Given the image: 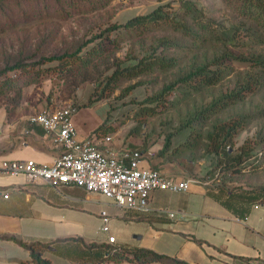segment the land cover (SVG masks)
I'll return each instance as SVG.
<instances>
[{
	"label": "rangeland",
	"instance_id": "obj_1",
	"mask_svg": "<svg viewBox=\"0 0 264 264\" xmlns=\"http://www.w3.org/2000/svg\"><path fill=\"white\" fill-rule=\"evenodd\" d=\"M184 1L110 0L92 12L61 15L54 2L46 10L43 0H0V71L17 67L0 81L21 73L0 95V152L20 146L18 136L29 134H20L19 125L31 130L27 117L53 100L82 106L90 96L88 103L100 109L83 107L80 124L91 126L88 116L102 118L119 143L149 149L151 164L173 165L174 174L225 190L264 186V168L242 172L230 165L242 145L254 156L264 148V28L225 0H191L208 25L188 19L195 35L167 22L125 26L159 7L180 15ZM155 56L174 64L130 76V66ZM206 65L222 71L218 82L198 86L186 79ZM243 87V99L212 108ZM232 126L226 135L223 129ZM109 224L113 228L115 221Z\"/></svg>",
	"mask_w": 264,
	"mask_h": 264
},
{
	"label": "crops",
	"instance_id": "obj_2",
	"mask_svg": "<svg viewBox=\"0 0 264 264\" xmlns=\"http://www.w3.org/2000/svg\"><path fill=\"white\" fill-rule=\"evenodd\" d=\"M88 101L78 106L73 118L80 139L102 123V118L93 115L88 116L91 126L80 124L83 107L100 109L99 104ZM28 125L31 130H21L19 125L20 134H29L18 136L20 146L0 152V165L3 159L54 161L59 148L45 133ZM122 143L115 138L116 145ZM157 167L177 179L185 178L174 174L177 169L173 165ZM230 194L231 190L220 193L218 187L194 182L187 191H153L149 211H125L97 193L78 187L54 189L41 182L31 183L23 173L0 171V264H34L30 251L8 239L10 235L29 243H47L43 256L53 264H169L157 260L140 263L123 256L100 260L105 249H87L90 244L108 243L110 235L125 251L149 249L189 264H264V201L251 203L230 198ZM102 211L110 215L111 223L115 221L108 234L101 229ZM171 212L175 215L170 216ZM68 248L73 252L64 255ZM84 253H89L93 262L89 257L85 260Z\"/></svg>",
	"mask_w": 264,
	"mask_h": 264
},
{
	"label": "built area",
	"instance_id": "obj_3",
	"mask_svg": "<svg viewBox=\"0 0 264 264\" xmlns=\"http://www.w3.org/2000/svg\"><path fill=\"white\" fill-rule=\"evenodd\" d=\"M78 112L74 101L53 102L41 111L28 116V123L41 128L45 136L59 148L52 163L34 159H3L0 171L23 173L31 183H44L54 189L78 187L87 193H97L111 200L125 211L150 210L153 191H187L193 178L177 179L150 164L151 151L133 147L129 143L115 144L112 133L92 135L80 139L73 123ZM98 143L104 145L103 148ZM5 196H8L6 194ZM175 213L171 212L170 216ZM103 231H110V215L100 214ZM115 236L108 237L113 250Z\"/></svg>",
	"mask_w": 264,
	"mask_h": 264
},
{
	"label": "trees",
	"instance_id": "obj_4",
	"mask_svg": "<svg viewBox=\"0 0 264 264\" xmlns=\"http://www.w3.org/2000/svg\"><path fill=\"white\" fill-rule=\"evenodd\" d=\"M110 0H43L44 8L46 10L50 9L51 3H57V10L59 13L65 15H71L73 12L78 11L81 13L92 12L100 7H103ZM228 4H231L238 13L253 19L260 26L264 28V0H225ZM182 14L178 13H170L163 10L162 7L157 8L152 13L147 15H137L130 19L126 23V28L130 30L135 29H144L146 27H150L153 23L158 22H167L171 26L184 31L185 33L195 35V30L190 23V20H194L197 24H199L200 28H208L206 22L201 19L202 10L198 7L196 3L191 0H186L183 2L182 10L180 11ZM250 38L253 37V32L248 33ZM223 39H227L230 43L235 42L234 35H226ZM91 51V50H90ZM89 51V52H90ZM264 66V59L259 61ZM174 64L172 58H167L165 56H155V57H144L141 58L137 63L130 66L127 70H129V74L131 77H137L143 73H146L154 68H162L166 69L171 67ZM17 68L16 66L12 68L5 69L0 71V75L5 74L8 70H12ZM21 73H16L13 75H4L3 79L0 81V95H4L10 92V89L13 88L12 81H15L17 77L20 76ZM222 76L221 70L209 69L206 65L198 71H195L189 75H187L186 79H194L195 84L198 86H206L211 85L220 80ZM245 90L247 87H243L242 89L234 90L229 94L223 95L218 98L212 105V108H225L232 103H235L245 97ZM91 101V97L89 99ZM92 102V101H91ZM89 104V103H88ZM91 104V103H90ZM39 132L44 133V131L36 127ZM235 127H227L224 128V132L226 135H230L231 131L234 130ZM113 131L112 128L106 127L105 123L102 122L94 131L90 134L92 135H105ZM226 152L229 154V148L226 149ZM252 149L246 148L245 144L242 145L241 151L238 155H235L230 165H233L234 170L245 171L247 168L250 172H254L264 168V148L260 149L261 155H252ZM253 158V159H252ZM243 164V165H242ZM243 167H240V166ZM220 193H226L228 190L222 189L220 187ZM230 198L248 200L251 203L263 202L264 201V186H257L251 189H242L236 188L231 190ZM8 239L13 240L20 244L21 246L27 248L32 257V261L34 264H53L52 261L43 256L44 249L47 248L48 244L43 242H26L21 238H18L15 235L7 236ZM94 247L105 249L103 255H101L98 259L104 260L109 258H116L119 256H123L131 261L136 262H145L149 260H157L164 261L169 264H189L184 261H180L175 258H171L165 255H160L149 249H138V250H129L125 251L124 249L113 250V246L110 243H100V244H90L87 246V249L91 251ZM59 250V249H58ZM70 252V253H69ZM73 252L72 248H68L64 255H70ZM63 254V253H62ZM89 253H84L83 258L89 257V261L93 262L90 258Z\"/></svg>",
	"mask_w": 264,
	"mask_h": 264
}]
</instances>
